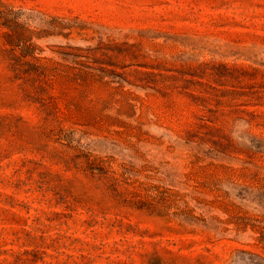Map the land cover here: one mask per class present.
I'll return each instance as SVG.
<instances>
[{
    "label": "rangeland",
    "instance_id": "1",
    "mask_svg": "<svg viewBox=\"0 0 264 264\" xmlns=\"http://www.w3.org/2000/svg\"><path fill=\"white\" fill-rule=\"evenodd\" d=\"M6 1L0 264H264V0Z\"/></svg>",
    "mask_w": 264,
    "mask_h": 264
},
{
    "label": "trees",
    "instance_id": "2",
    "mask_svg": "<svg viewBox=\"0 0 264 264\" xmlns=\"http://www.w3.org/2000/svg\"><path fill=\"white\" fill-rule=\"evenodd\" d=\"M13 6L14 4H12V2L0 0V36L2 37V40H0V56L3 59H7L9 68L14 72V78H20L22 76L20 67L25 62L16 52V48L26 39V34L24 26L13 16ZM21 55L33 56L27 48L24 50L22 49ZM32 69L33 65L28 72H32ZM29 79L39 81V87L45 88L46 80H49V77L47 75L44 81L38 74H30ZM90 167H92V165L88 163L87 168L89 169Z\"/></svg>",
    "mask_w": 264,
    "mask_h": 264
}]
</instances>
